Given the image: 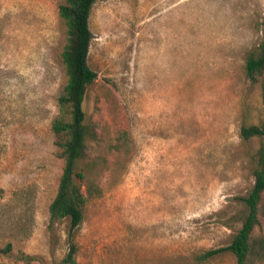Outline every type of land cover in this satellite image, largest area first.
I'll list each match as a JSON object with an SVG mask.
<instances>
[{
	"label": "rangeland",
	"instance_id": "obj_1",
	"mask_svg": "<svg viewBox=\"0 0 264 264\" xmlns=\"http://www.w3.org/2000/svg\"><path fill=\"white\" fill-rule=\"evenodd\" d=\"M64 1L0 0V264H68L70 218L49 220L64 167L52 131ZM89 24L98 76L83 106L99 137L90 153L107 164L76 264H237L228 250L199 256L249 213L262 137L241 128L264 121L261 80L246 72L264 0H96ZM123 128L128 154L111 148Z\"/></svg>",
	"mask_w": 264,
	"mask_h": 264
},
{
	"label": "trees",
	"instance_id": "obj_2",
	"mask_svg": "<svg viewBox=\"0 0 264 264\" xmlns=\"http://www.w3.org/2000/svg\"><path fill=\"white\" fill-rule=\"evenodd\" d=\"M95 1L65 0L59 6L67 34L66 44L60 53L67 83L59 96V113L52 121V131L56 136L55 143L61 149L64 167L56 195L49 205V220L53 225L63 218H70V250L64 258L68 264L77 263L75 231L83 220L88 199L101 192L98 178L107 164L105 157L90 153L91 143L99 137L95 126L86 121L83 106L88 86L98 76L88 62L93 39L89 19ZM246 72L252 81L261 80L264 100V42L249 54ZM241 133L245 139L262 137L256 155L254 184L243 198L249 206V213L230 244L205 251L199 256L200 259L228 250L235 254L237 264L264 261V121L260 124H243ZM131 147L130 131L127 128L119 129L111 148L116 153L128 154Z\"/></svg>",
	"mask_w": 264,
	"mask_h": 264
}]
</instances>
